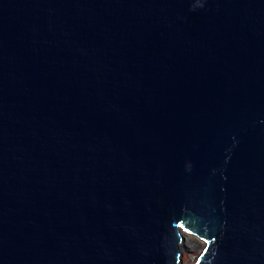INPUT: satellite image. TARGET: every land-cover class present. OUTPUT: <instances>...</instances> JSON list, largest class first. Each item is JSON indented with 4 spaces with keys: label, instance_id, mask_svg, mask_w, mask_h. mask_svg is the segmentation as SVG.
<instances>
[{
    "label": "water",
    "instance_id": "water-1",
    "mask_svg": "<svg viewBox=\"0 0 264 264\" xmlns=\"http://www.w3.org/2000/svg\"><path fill=\"white\" fill-rule=\"evenodd\" d=\"M264 264V0H0V264Z\"/></svg>",
    "mask_w": 264,
    "mask_h": 264
},
{
    "label": "rangeland",
    "instance_id": "rangeland-1",
    "mask_svg": "<svg viewBox=\"0 0 264 264\" xmlns=\"http://www.w3.org/2000/svg\"><path fill=\"white\" fill-rule=\"evenodd\" d=\"M185 240L181 246V250L183 252L181 257V262L183 258L186 260L185 264H194L195 259L200 255V250L198 251V244L204 245L200 238L190 235L184 234ZM202 249V248H201ZM182 264V263H181Z\"/></svg>",
    "mask_w": 264,
    "mask_h": 264
},
{
    "label": "trees",
    "instance_id": "trees-1",
    "mask_svg": "<svg viewBox=\"0 0 264 264\" xmlns=\"http://www.w3.org/2000/svg\"><path fill=\"white\" fill-rule=\"evenodd\" d=\"M197 245L199 246V247H198V251H199V250L201 251V248H203L204 245H200V244H198V243H197Z\"/></svg>",
    "mask_w": 264,
    "mask_h": 264
},
{
    "label": "bare ground",
    "instance_id": "bare-ground-1",
    "mask_svg": "<svg viewBox=\"0 0 264 264\" xmlns=\"http://www.w3.org/2000/svg\"><path fill=\"white\" fill-rule=\"evenodd\" d=\"M185 262H186V260L183 258V261L182 262H180L179 264H185Z\"/></svg>",
    "mask_w": 264,
    "mask_h": 264
}]
</instances>
